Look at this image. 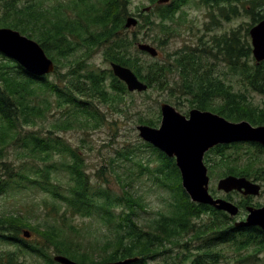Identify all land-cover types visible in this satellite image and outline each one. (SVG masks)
Segmentation results:
<instances>
[{
	"label": "trees",
	"instance_id": "trees-1",
	"mask_svg": "<svg viewBox=\"0 0 264 264\" xmlns=\"http://www.w3.org/2000/svg\"><path fill=\"white\" fill-rule=\"evenodd\" d=\"M48 1L51 0L1 2L0 27L14 28L37 40L56 62L57 75L53 81L37 77L0 53L4 58L0 61V193L25 181V185L38 186L63 199L66 208L60 215L61 225L49 222L36 225L19 214L0 216V242L17 244L16 250L0 251V264H17L19 252L43 258L46 264H59L53 259L51 249L81 263L95 262L92 254L96 251L104 254L101 262L137 257L132 264H155L154 260L159 257L164 259L159 264H220L226 255L218 243H233L237 249L254 245L255 251H264L263 229L239 226L230 221L232 218L225 211L192 201L182 185L175 158L152 144L141 142L117 148L107 165L97 170L100 179L97 181L101 184L95 187L81 152L57 132L76 127L97 129L106 124L107 114L99 103L109 105L113 112L130 116L129 104L123 99L130 92L125 82L111 68L102 69L91 63L98 51H102L105 61L132 68L149 89L172 90L176 83L181 93L192 96L189 100L197 108L211 110L232 121L248 120L254 125H264V105L254 104L248 97L249 92L264 95V60L258 63L252 58L249 35L250 27L264 18V0H201L209 8L213 7L209 13L211 23L218 22L215 12L218 9L220 17L226 19L246 13L253 24L244 31L238 27L222 36L206 39L204 36L198 43L182 46L172 54V59L151 62L141 57V51H132L136 49L138 37L136 32L131 37L125 26L132 14L131 0H72L73 6L67 4V7L60 2L48 5ZM151 1L155 6L150 13L160 14L159 24L166 32L169 18L190 0H173L168 4ZM145 23L153 26L155 21L147 15ZM79 52L72 61L70 57ZM63 60H67V72L60 71ZM219 63L232 75H238L239 89L213 75ZM174 71L178 79L171 80L169 74ZM50 98L63 111L53 128L42 134L31 126L46 117L53 105ZM160 117V114L157 119L142 117L139 123L157 126ZM248 145L255 150L240 167L233 164L238 158L233 160L225 153L230 145L212 148L207 157L214 161L213 166L227 167L225 175L264 180V146L254 142ZM9 147L25 158L26 164L19 170L5 158ZM143 147L149 148L158 159L153 168L135 159ZM56 153L62 161L53 159ZM210 153H215L218 159L210 158ZM125 160L136 163L140 173L149 171L172 192L168 209L146 225L140 224L137 218L138 209H145L142 198L135 196L130 183L116 170ZM106 167L116 175L121 193L109 186ZM60 170L66 171L72 180L66 193L60 192L61 184L53 181ZM246 204L247 201L239 203L245 207ZM69 214L84 217L98 214L114 231L101 241L84 242ZM24 228H29L38 238L25 241L20 237Z\"/></svg>",
	"mask_w": 264,
	"mask_h": 264
},
{
	"label": "rangeland",
	"instance_id": "rangeland-1",
	"mask_svg": "<svg viewBox=\"0 0 264 264\" xmlns=\"http://www.w3.org/2000/svg\"><path fill=\"white\" fill-rule=\"evenodd\" d=\"M0 0V6L1 2ZM19 3L27 2L28 0H17ZM61 3L66 6L67 4L72 5V0H51L48 1V5H54ZM73 6V5H72ZM154 2L151 0H131L130 11L131 16L138 18L139 22L136 27L129 28V34L131 37L136 32L138 40L136 41V49L138 50V42H147L156 46L159 49V56L152 57L147 53L140 52V55L147 62L154 60L167 61V57L173 58L172 54L177 52L185 44L198 43L201 38L205 36V39L210 36H222L225 33L230 32L232 29H238V27L246 30L250 24H253V20L246 13L229 16L227 19L220 17L221 12L216 9L215 12L218 16V22H212L209 17L210 11L213 7L209 8L202 3L201 0H190L184 4L181 10L169 18V29L166 32L162 31L160 27V14L150 11L154 9ZM67 7V6H66ZM0 8V15L3 13ZM150 13V14H149ZM150 15L151 19L155 21L153 26L146 24V16ZM1 18V16H0ZM251 40V38H250ZM139 51V50H138ZM80 54L77 53L71 56L70 59L74 61ZM253 58V55H252ZM4 58L0 55V61ZM91 63L96 66H100L102 69L111 68L110 63L105 61L102 51H98L94 54ZM67 60H63L60 63V71L67 72ZM227 71V73H225ZM213 74L217 77L225 79L227 84H233L235 89H239L240 85L237 82L238 75H232L228 72V68L223 64L219 63L213 70ZM55 73L48 76L49 80L56 79ZM171 80L178 79L176 71L169 74ZM177 81V80H176ZM176 84V83H175ZM172 85V90L157 87H152L146 92H129L124 95L126 105L129 104V117L121 112L111 111V107L105 103H99L102 110L107 114L106 124H103L97 129H82L72 128L68 130L57 131L62 135L72 146L77 147L81 152L87 171L92 177V181L95 187H98L97 181V170L107 165L111 156L115 155V150L124 146L125 144L139 145L141 142H146L139 135L137 125L140 124V118H154L157 119L158 115L161 116V103L169 102L177 107V109L183 114L188 115L192 108H195L194 104L189 99H192L191 95L181 93L178 85ZM45 97V95H44ZM249 99L257 105H264V95L249 92ZM52 99V98H50ZM53 105L47 112L46 117L38 120L36 125L31 126L34 129H38L41 133H46L48 129H52V125L58 120V117L62 114V109L56 105V102L52 99ZM176 104V105H175ZM112 121H117L116 124H111ZM160 121L156 127L160 125ZM149 143V142H148ZM242 143V142H240ZM230 146L225 150V153L229 154L231 159L238 158V161L234 162V165L240 167L246 163L250 152L255 150L249 148L250 145L244 142L242 145L229 144ZM142 150L135 157L136 160H142L145 165L153 168L157 165V157L151 152L149 148H141ZM7 158L15 164L16 170H19L25 160L19 153H17L14 147H9L7 150ZM205 155V163L208 166V173L210 175V190L216 197H222L229 201L239 204L240 202L247 201L246 205H253L257 207L264 206V180H253L261 184L263 190L257 196H245L241 192L236 191L232 193H225L218 189V182L221 178L225 177V171H228L227 167L213 166L214 161L210 160ZM215 153H210V158H216ZM264 158V156H263ZM53 159L57 162L62 161V157L59 154H54ZM210 162H207L208 160ZM149 160V161H148ZM210 165L213 167L210 168ZM116 170L119 171L123 179L130 183L133 193L135 196H140L145 209H138V221L142 225H146L153 220L160 212H165L169 207V202L172 200V192L170 189L162 186L155 176L149 171L141 172L140 167L130 161L121 162V166H117ZM105 175L109 179V186L116 192L121 193V186L117 180V177L110 169L106 167ZM100 180V179H99ZM103 180V179H102ZM56 183L61 184L59 191L62 193L67 192V186L72 182L70 175L64 170H60L57 173V177L53 179ZM21 184V185H19ZM19 184L12 185L8 189L0 193V216L9 217V215L19 214L26 220L33 224H41L42 226L49 223H59L61 221L60 215L65 212L66 202L54 196L53 194L41 189L38 186L25 185L27 182H21ZM106 185V184H105ZM107 186V185H106ZM228 195L232 196V199L228 198ZM240 211L237 215L231 216L232 222L244 221L247 218L248 211L245 206L238 205ZM222 211V210H221ZM229 214V213H228ZM70 221L75 224L83 235L84 242H95L96 240L101 241L106 236H111L114 229L104 221V219L98 214H92L91 216L81 215H70ZM205 219L209 220V216H205ZM60 224V223H59ZM61 225V224H60ZM29 230V228H24ZM115 234V233H114ZM113 234V235H114ZM25 241H29L31 238H38L37 234L32 235L30 238H26L20 234ZM226 255L220 264H264V251H255V246L251 245L247 248L237 249L233 243H221L217 244ZM10 249L16 250L17 244H7L0 242V251ZM51 252L55 255L56 253L51 249ZM103 253L101 251L94 252L93 258L95 262H101ZM54 255H52L54 257ZM17 264H46L43 258L35 256L31 253L19 252L16 256ZM163 257H159L154 260L155 264L162 263Z\"/></svg>",
	"mask_w": 264,
	"mask_h": 264
},
{
	"label": "water",
	"instance_id": "water-1",
	"mask_svg": "<svg viewBox=\"0 0 264 264\" xmlns=\"http://www.w3.org/2000/svg\"><path fill=\"white\" fill-rule=\"evenodd\" d=\"M170 0H158L168 3ZM138 19L129 16L127 28L136 27ZM252 53L259 63L264 60V18L250 28ZM140 51L153 57L158 56V48L147 42H138ZM0 52L17 61L29 73L44 76L56 69L55 62L48 56L42 45L10 27H0ZM114 74L124 81L130 91L144 92L148 84L128 66L112 62ZM162 120L160 126L138 124L139 135L146 142L159 148L169 157H175L180 169L182 185L191 200L196 203L211 205L228 212L231 216L239 213L240 208L233 201L214 196L210 191V176L204 156L211 148L220 144L234 142H256L264 146V125H253L248 120L234 122L226 117L199 108L190 110L189 115L180 112L169 102L161 103ZM261 184L245 176L227 175L218 182V189L226 193L239 191L244 195H259ZM246 220L237 222L239 226H259L264 230V206H247ZM25 237H31L29 230H24ZM54 260L60 264H132L137 257L106 262H77L63 254H56Z\"/></svg>",
	"mask_w": 264,
	"mask_h": 264
},
{
	"label": "flooded vegetation",
	"instance_id": "flooded-vegetation-1",
	"mask_svg": "<svg viewBox=\"0 0 264 264\" xmlns=\"http://www.w3.org/2000/svg\"><path fill=\"white\" fill-rule=\"evenodd\" d=\"M176 1V0H175ZM180 11V10H179ZM209 17H210V15H209ZM214 75V74H213Z\"/></svg>",
	"mask_w": 264,
	"mask_h": 264
}]
</instances>
